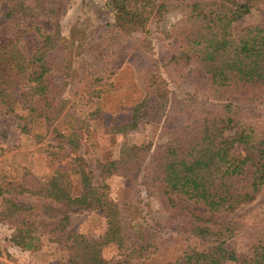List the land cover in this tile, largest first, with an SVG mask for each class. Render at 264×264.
Instances as JSON below:
<instances>
[{"label":"trees","instance_id":"1","mask_svg":"<svg viewBox=\"0 0 264 264\" xmlns=\"http://www.w3.org/2000/svg\"><path fill=\"white\" fill-rule=\"evenodd\" d=\"M121 9L120 19L138 14L131 5L149 4L156 14L171 9L186 14L170 30L168 39L180 44L167 65L194 66L208 79L199 90L203 98H190L180 105L182 125L169 133L168 139L152 151V146L127 145L117 160L99 162L101 185L94 184L93 172L79 155L81 133L68 135L55 127L66 102L62 90L52 83L51 68L46 62L50 52L60 45V17L63 9L53 0H0L8 3L7 18L24 14L45 16L54 20L55 32L35 30L42 43L31 56L26 55L19 40L0 43V105L10 114L18 107L23 134L31 124L43 120L53 129L56 148L69 147L72 170L57 169L42 185L28 188L17 183L0 182V220L15 221L17 232L13 243L23 250L38 249L42 221L53 223L50 240L68 254L67 264H109L104 249L125 247L127 257L140 259L155 243H132L131 224L113 200L107 179L130 177L152 153L145 172L162 186L170 213L185 220L184 250L180 258L186 264H264V218L253 224L250 233V256L240 257L228 241L247 229L245 219H232L240 207L253 204L264 186V25L248 26L236 36L233 24L248 15L264 0H115ZM31 3V5H29ZM132 12V13H131ZM166 65V66H167ZM164 97V95H161ZM207 99L204 101L203 99ZM144 103L133 108L130 123L115 127L116 133L136 129L142 121ZM18 117V116H17ZM79 176V192L71 175ZM31 195L51 200L60 207L40 203L20 206L11 196ZM178 195L202 205L208 218L188 208L179 207L172 199ZM69 209L103 211L107 232L98 240L68 232Z\"/></svg>","mask_w":264,"mask_h":264},{"label":"rangeland","instance_id":"2","mask_svg":"<svg viewBox=\"0 0 264 264\" xmlns=\"http://www.w3.org/2000/svg\"><path fill=\"white\" fill-rule=\"evenodd\" d=\"M53 1L63 9L61 41L59 47L49 53L46 62L51 68L52 83L62 90L66 102L55 127L65 135L72 130L80 131L78 154L93 172L94 184L101 185L99 162L117 160L127 145H151L154 151L168 139L170 132L183 124L180 105L190 98H203L199 90L207 95L205 88L209 82L194 66L167 65L172 53L180 47L175 39H168V35L171 27L186 14V9L174 8L161 15L149 4L131 5L130 10L138 14L120 19L123 13L115 0ZM153 1L158 6L163 0ZM7 8V2L0 5V43L19 40L23 52L33 55L42 43L35 27L54 33V20L22 13L7 18ZM253 25H264V2L233 24L234 34L238 36L242 29ZM141 103L144 109L139 126L126 133H116L114 128L130 123L133 108ZM16 114L8 113L0 105V182L37 188L57 169L71 171V158L76 154L68 156L67 146L56 148L53 129H48L43 120H37L30 125L31 132L23 134L19 117L27 113L18 107ZM262 116L264 119V112ZM151 158L152 153L130 177L113 176L106 183L111 197L131 224L130 245L141 242L155 243V246L140 259L128 258L125 247L108 246L104 249V257L109 264H186L180 260L186 223L170 213L162 186L155 184L145 172ZM71 178L74 193H77L79 176L72 174ZM10 198L24 207L40 203L60 207L51 200L31 195ZM171 199L181 208L209 217L202 205L178 195H172ZM67 213L70 218L68 232L95 240L107 232L103 211L69 209ZM263 218L264 186L253 204L240 207L229 217L230 220L245 219L249 226L228 241L240 257L250 256L251 227ZM39 221H42L39 247L28 251L13 243L17 232L15 221L0 220V264H67L68 254L50 240L53 223L44 218Z\"/></svg>","mask_w":264,"mask_h":264}]
</instances>
